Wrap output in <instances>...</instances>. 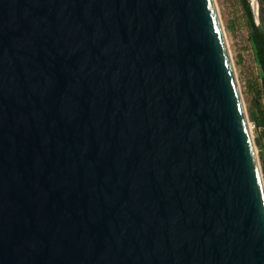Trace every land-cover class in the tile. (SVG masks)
Here are the masks:
<instances>
[{"label": "water", "instance_id": "obj_1", "mask_svg": "<svg viewBox=\"0 0 264 264\" xmlns=\"http://www.w3.org/2000/svg\"><path fill=\"white\" fill-rule=\"evenodd\" d=\"M0 264H264L214 0H0Z\"/></svg>", "mask_w": 264, "mask_h": 264}, {"label": "rangeland", "instance_id": "obj_2", "mask_svg": "<svg viewBox=\"0 0 264 264\" xmlns=\"http://www.w3.org/2000/svg\"><path fill=\"white\" fill-rule=\"evenodd\" d=\"M223 26L229 52L233 61L239 89L249 118L251 134L257 152L264 182V128L253 126L249 111L260 107L264 111V95L258 98L260 69L250 42V28L242 0H214ZM258 4H259V0ZM250 5L252 0H249ZM259 13V12H258ZM256 24L262 25L254 15Z\"/></svg>", "mask_w": 264, "mask_h": 264}, {"label": "trees", "instance_id": "obj_3", "mask_svg": "<svg viewBox=\"0 0 264 264\" xmlns=\"http://www.w3.org/2000/svg\"><path fill=\"white\" fill-rule=\"evenodd\" d=\"M245 13L248 18L250 28V42L253 46L255 59L260 69V85L257 86L258 98L264 95V22L262 25L256 24L254 14L249 0H242ZM250 119L258 128H264V111L258 107L249 111Z\"/></svg>", "mask_w": 264, "mask_h": 264}, {"label": "flooded vegetation", "instance_id": "obj_4", "mask_svg": "<svg viewBox=\"0 0 264 264\" xmlns=\"http://www.w3.org/2000/svg\"><path fill=\"white\" fill-rule=\"evenodd\" d=\"M259 18L264 22V0H259ZM255 17V16H254Z\"/></svg>", "mask_w": 264, "mask_h": 264}, {"label": "bare ground", "instance_id": "obj_5", "mask_svg": "<svg viewBox=\"0 0 264 264\" xmlns=\"http://www.w3.org/2000/svg\"><path fill=\"white\" fill-rule=\"evenodd\" d=\"M223 27V26H222ZM224 30V29H223ZM251 129V128H250Z\"/></svg>", "mask_w": 264, "mask_h": 264}, {"label": "built area", "instance_id": "obj_6", "mask_svg": "<svg viewBox=\"0 0 264 264\" xmlns=\"http://www.w3.org/2000/svg\"><path fill=\"white\" fill-rule=\"evenodd\" d=\"M253 126H255V124Z\"/></svg>", "mask_w": 264, "mask_h": 264}]
</instances>
